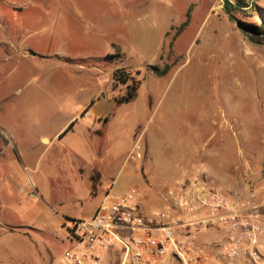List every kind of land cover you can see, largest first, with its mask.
I'll list each match as a JSON object with an SVG mask.
<instances>
[{
	"label": "rangeland",
	"instance_id": "374dc122",
	"mask_svg": "<svg viewBox=\"0 0 264 264\" xmlns=\"http://www.w3.org/2000/svg\"><path fill=\"white\" fill-rule=\"evenodd\" d=\"M244 1L0 0V230L36 228L35 264L44 248L42 262L60 263L74 221L110 188L169 208L162 195L212 133L236 157L206 174L264 197V34L248 28L264 0ZM118 67L139 82L130 101ZM135 144L144 157L130 161Z\"/></svg>",
	"mask_w": 264,
	"mask_h": 264
},
{
	"label": "built area",
	"instance_id": "2783aa9c",
	"mask_svg": "<svg viewBox=\"0 0 264 264\" xmlns=\"http://www.w3.org/2000/svg\"><path fill=\"white\" fill-rule=\"evenodd\" d=\"M137 148L128 160L144 157ZM230 190L205 170L196 176L184 170L162 195L169 208L157 207L149 218L144 194L110 188L92 217L74 221L72 246L58 264H105L114 254L118 264H166L168 257L177 264H264L262 199ZM212 229L221 235L214 242L220 257L198 240Z\"/></svg>",
	"mask_w": 264,
	"mask_h": 264
},
{
	"label": "crops",
	"instance_id": "0c3cea01",
	"mask_svg": "<svg viewBox=\"0 0 264 264\" xmlns=\"http://www.w3.org/2000/svg\"><path fill=\"white\" fill-rule=\"evenodd\" d=\"M213 134L214 133H212L211 136L205 139L203 148L197 147L196 152L188 158L187 166H185L184 168L185 171H188L189 173H195V171L197 170H207L208 172L214 174L219 172H224L225 174L228 173L226 168L228 167L229 170V168L233 164L231 159L236 157V141L234 140V142L232 140V142H230V139H217L215 143H212V141L215 139L213 137ZM42 139L45 142L49 141L48 137H42ZM184 170L181 171L180 174H182ZM146 196L147 195H145L144 197V214L150 218L152 216V211L150 208L152 200L148 198V196ZM261 199L263 202L262 211L264 213V197H261ZM1 227L2 229L0 230V264H35L36 259L32 256L34 247L28 245V238L26 237L30 236V232L28 231L29 228H36L26 223L14 224L9 222L6 223V225L1 224ZM220 238V233L212 229L202 233L199 236L198 240L199 242L207 246L212 256L220 257L219 249L214 246V242ZM18 242L21 243L19 247L13 246L15 243ZM43 250H45V248L42 249V251L39 250L41 254V264H45V262H42L43 260H45ZM112 256L109 259H112ZM173 261L174 260L171 257H168L166 264H171V262L173 263ZM174 263L177 264L175 261ZM105 264L111 263L106 261Z\"/></svg>",
	"mask_w": 264,
	"mask_h": 264
},
{
	"label": "trees",
	"instance_id": "16d2710c",
	"mask_svg": "<svg viewBox=\"0 0 264 264\" xmlns=\"http://www.w3.org/2000/svg\"><path fill=\"white\" fill-rule=\"evenodd\" d=\"M245 5H246V2L244 0H237V2L235 3V5L233 7L236 9H241V7H243ZM248 28L250 30H252V32H254L257 35L264 34V23H262L261 25H258V26L248 25ZM150 68L153 70V72L156 75H163L168 70L167 66L165 68H161L157 65H150ZM131 74H132V72L127 70L125 67H118L113 71L114 85L115 86H118L120 83H127L128 84L129 80H131V84H132V85H129V87L132 88L129 91V94L127 96L118 98L119 102L130 101L133 98H135V96L137 94V86H138L139 82Z\"/></svg>",
	"mask_w": 264,
	"mask_h": 264
}]
</instances>
